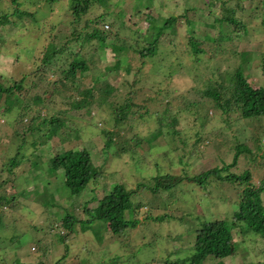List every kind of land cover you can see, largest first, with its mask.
<instances>
[{"label": "rangeland", "instance_id": "rangeland-1", "mask_svg": "<svg viewBox=\"0 0 264 264\" xmlns=\"http://www.w3.org/2000/svg\"><path fill=\"white\" fill-rule=\"evenodd\" d=\"M68 1L61 0L52 7L45 0H36L33 6L34 9L40 8L44 22L55 23L58 20H66L58 27L66 33L60 43L68 41V37L73 32L72 26H76L71 24L73 17L70 14L67 17L65 13L69 10ZM225 1L228 5L230 3L235 5L238 0ZM243 2L251 12L244 16V22L248 23L253 14L258 13L257 16L263 14L264 1L254 0V7L252 0ZM7 4L11 5V0L5 1V5ZM154 4L157 11L165 17L172 14L179 16L187 7L195 6L198 8L190 10L191 16H195L198 23L210 21L208 18L210 8L202 1L154 0ZM122 6L124 9L122 13L125 12V17L122 19L125 23L118 22L120 36L130 37L133 43L136 42L137 37H140L141 43L142 32H135L129 27V22L126 23V18L130 17L133 7L131 2L126 1ZM2 8L3 4L0 3V12ZM101 11H103L102 8ZM30 21V19L28 22L24 20L25 25L21 28L14 25L0 26V82L14 85L26 74L28 76L21 90V97L24 99L16 95L17 107L13 111H6L9 106L6 102V93L0 100V195L12 199L5 207L0 206L2 217L0 218V264H56L61 257L60 263L63 264H116V261L113 262L114 258L119 260L117 264H190L191 259L188 260V258L195 252L194 239L198 234L197 230H200V224L215 219H228L231 223L229 212L231 208L232 212L237 210V202L231 205L230 200L235 197L236 189L226 181H221L213 175L207 184H205L206 181L200 184L185 176L194 177L215 167L231 165L230 171L243 172L250 169L252 179L260 184L264 176V126H260L259 121H249L235 115L226 116L221 111L212 109V102H207L206 104L212 107L209 109V115L198 116L188 110H182L178 114L177 130L181 133L180 137L186 141L185 145L178 139L172 140L168 130H173L163 125L162 128L170 144L159 146L160 144L154 143L155 147L147 148L139 145L140 137L148 140L149 133L161 127L159 117L155 115L142 117L137 112L138 128L135 126L137 133L133 136L129 135L126 139V136L120 139L115 137L111 151L108 152L101 150L104 134L100 122L97 121L100 117L96 116L89 120L87 116L107 115V127L112 128L116 120L115 115L111 113V110L114 111L113 108L102 101V105L96 103L97 106L90 107L91 113H88L87 109L77 112L68 103L67 105L63 103L64 100L69 99L68 96H78L79 91L91 87L94 77L102 74L96 85L100 87L108 83L114 86L115 92L111 94V99L115 103L122 104L126 98L133 95L132 99L137 104H146L152 109L158 108L159 103L154 96L156 91L170 89L179 94L178 92L181 91L186 93L193 86H201L200 82L194 78L198 72L202 73L205 70L209 56L213 57L210 65L218 61L221 69H233L239 60L231 57L229 52L231 46L226 54L214 55L211 54L212 50H209L212 43L204 42L207 52L201 53L198 57L205 62L197 64L196 57L183 53L188 47L189 37L186 23L179 20L176 25L177 32L172 35L176 39L175 44H161L159 47L161 55L147 59V68H145L149 69L148 73L136 74V67L140 64V60L136 54L132 53V50L129 53L114 50L109 56H100L96 47L97 40H92L84 50L98 53L93 58L94 62L91 59V69L75 79L81 85L67 82L63 86L61 81L59 82L60 78L53 74L49 67L39 68L31 63L33 58L30 60L27 53L23 50L18 52L20 47H28L34 51L35 48L48 42V38H51L54 32L48 36L49 31H47L46 36L39 42L37 24ZM260 22L263 24L264 19L260 18ZM262 24H258L256 28L258 30L250 31L246 39L235 42L238 50L249 49L254 52L255 57H264V26ZM81 25L84 31L89 30L83 23ZM106 25L105 28H107ZM209 32L215 36L218 34L214 30ZM181 62L183 66L180 67ZM118 63L119 67L115 68ZM153 64L156 69L153 68ZM259 64L258 58L253 60L250 66L245 63L248 80L255 87L264 85V76ZM129 66L132 67L131 72L126 71ZM169 75L171 76L168 77ZM37 95L42 98L41 103H34V97ZM95 99L94 102H96ZM26 101L32 103L33 107L20 122L18 114ZM63 105L67 109H72L70 112L72 115H85L84 128L70 135L63 128L59 136L49 139L50 147L47 143H39L42 148H39V145L38 148L33 146L32 141L35 138L31 136L32 134L27 135V145L26 143L24 147L20 145L22 139L15 136V131L26 127L32 116H37L35 123H38L42 121L38 115L49 117L57 115L60 113L59 110L64 108ZM62 116L66 117L63 114ZM70 121L74 129L79 127V124L78 127L74 124L77 120L70 119ZM124 121H122L123 129L126 125ZM261 122L264 123V119ZM120 132L124 133V130ZM256 133L262 137V148H258L254 140ZM74 140H76L75 145L79 144L94 150L97 153L94 156V162L98 166L103 165L106 171L105 175L92 182L78 195L72 194L66 187L63 182V170H53L50 164V153L55 155L74 146ZM116 144H125V150L117 154L120 147L117 149ZM238 144L247 145L252 149V153L243 152L238 161L233 164ZM10 148H14L13 155L17 159L18 157L21 159L24 154L27 157L14 170L15 173L2 164L6 153L10 158L12 154ZM22 148L25 150L22 151ZM35 148H37L36 160L31 169L29 161L33 159ZM17 151H20L19 155ZM167 173L181 175L184 179L169 191L157 192L146 188L149 186L152 189L154 186L155 182L151 180L153 176ZM227 173V170L222 171V175ZM106 182L111 188L115 183L122 186L127 183V188L138 190L139 193L134 200L144 202L134 216L139 218V223L137 226H129L122 236H108L100 242L92 229L84 231L77 221L74 231L66 234V242L69 243L70 249L68 257L63 259L65 247L60 238L61 228L58 222L61 223L62 217L70 211H73L77 219L83 218L84 201L91 199L92 190L98 189L101 192L100 195H103L102 187ZM16 183L20 187L19 192ZM169 214H173L175 218L170 219ZM107 228L106 225L103 229ZM233 235L235 252L234 255L225 259L228 264H261L264 261V236L255 235V232L245 233L241 225L233 226Z\"/></svg>", "mask_w": 264, "mask_h": 264}, {"label": "trees", "instance_id": "trees-1", "mask_svg": "<svg viewBox=\"0 0 264 264\" xmlns=\"http://www.w3.org/2000/svg\"><path fill=\"white\" fill-rule=\"evenodd\" d=\"M5 1L0 0L3 4L2 12H0V26L14 25L21 28L25 25L24 20L28 22V19L33 21V24H37V30L39 34V42L46 36L53 32L51 38H48V42L41 45V47L35 48L34 51L28 47H20L19 50L28 54L32 64L37 65L39 68L47 69L49 67L53 74H56L61 81L62 85L65 86L67 82H73V84H80L75 79L79 76H83L91 69V59L96 57V52L85 51L86 45L92 40H97V51L100 56H109L113 54V51L119 50L122 52L129 53L132 50L137 58L140 60V64L136 67V74H147L146 70L147 59L161 55L160 45L161 44H175V38L172 37L177 30L176 25L178 21L186 23L187 33L189 37V44L185 52L195 58L197 64H202L205 61L198 57L201 53L207 52L204 47V42H210L209 50H212L211 54H226L229 50L231 57L239 60L238 64L233 69H221L218 65V61H214L210 65V61L213 57H208L207 65L205 70L195 75L196 81L200 82L201 86H193L191 90L186 93L178 92L175 90L166 89L164 91H156V102L159 103V107L152 109L148 105L137 104L133 101V95L126 98L122 104H117L111 99V94L115 92V87L109 85L98 87L96 85L100 76L94 77V82L91 87H87L84 90L79 91L78 96H68L67 100H64V105L72 106V109L79 112L83 110L91 113V108L94 106L102 105V101H105L113 108L111 113L115 115L116 120L112 128H108L107 115H89V120L100 117L97 121L100 122L101 129L103 130V145L101 146L102 151H111L114 138L119 139L126 136L125 139L130 135L133 136L137 132L135 126L138 128L136 121V113L142 117L146 115H155L159 117V123L161 127H157L152 133H149L148 140L145 137H140L139 145L146 146L147 148L155 147L154 143L160 144L159 146L169 145L170 142L167 140L166 132L162 126H168L173 131L168 130L171 134L172 140H177L183 145L186 141L180 137L181 133L177 130V124L179 122L178 114L182 111H191L199 115H209V109L207 102H212L213 108L222 112L226 116L235 115L237 117L244 118L245 120L259 121L260 126H264L261 121L264 119V85L255 87L249 77L246 74L245 63L250 66L251 62L256 58L259 59L260 70L264 76V57H255L253 51L249 49L238 50L235 46V42L238 40L246 39L247 34L255 30L262 22L260 18L264 19V11L261 16L253 14V17L248 20V23L244 22V16L251 14L250 10L244 5V0H238L235 5L230 3L229 5L225 0H198L207 3L209 6L208 18L210 21L204 23H198L199 21L195 16H191L190 10H196L198 7L186 8L179 16L171 15L165 17L157 11V7L154 4V0H69L68 1V14L73 19L71 24H76L73 27V32L68 37V41L60 43L61 39L66 35L63 29H58L62 23L66 20H58L55 23L44 22L43 15L41 14L40 8L34 9L33 6L36 0H11V5H5ZM26 1H29L28 3ZM49 5L58 4L61 0H45ZM131 2L132 10L130 17L126 18L129 22V27L135 32H142V42L140 43L139 38H136V42L133 43L130 37H121L118 29V22L125 23L122 19L125 17V12L122 13L124 2ZM264 1V0H261ZM219 2V4H218ZM253 7L255 6L254 0H252ZM101 8L103 11H101ZM98 9V10H97ZM42 15L40 20L39 15ZM66 15V14H65ZM258 18H255V16ZM30 21V22H31ZM89 30L84 31L82 25ZM107 24V25H106ZM259 24V25H258ZM105 25L107 28H105ZM264 26V22L262 24ZM50 27V29L48 28ZM49 29V30H47ZM199 29V30H198ZM217 31L218 34L213 35L209 31ZM258 30V29H256ZM65 34V35H64ZM38 42V43H39ZM20 43V41H18ZM80 47L81 49H77ZM224 48V49H223ZM27 50V51H26ZM19 55V53H18ZM31 55V56H30ZM115 56V55H114ZM261 58V60H260ZM69 62V65H67ZM185 65V64H184ZM183 63H180V67ZM212 66V67H211ZM119 67V63L115 68ZM146 67V68H145ZM153 68L154 64H153ZM152 68V69H153ZM194 68V67H192ZM191 68V69H192ZM156 69V68H155ZM127 72L132 71V67L126 68ZM61 74V75H60ZM169 75L168 77H170ZM27 74L21 79L15 82L14 85L5 84L0 82V100L3 94L6 93V102L9 106L6 108L7 112L13 111L17 105L16 95L21 99V90L24 88L25 79ZM167 77V78H168ZM159 83V81H158ZM81 85V84H80ZM20 90V92H18ZM116 97V96H114ZM96 98V99H95ZM24 99V98H22ZM94 99L96 102H94ZM42 98L37 95L34 97V103H41ZM63 101V100H62ZM97 103V104H96ZM63 105V106H64ZM32 103H26L22 105L21 111L19 112V121L22 122L24 115H26L31 108ZM64 106L63 109L59 110L57 115L45 116L38 115L42 118V121L35 123L37 116H32L30 123L20 130L15 131L16 137L22 139L20 145L24 147L27 145V135L32 134L35 138L32 145L35 147L42 148L39 143H47L50 147L49 139L54 136H59L60 131L64 128V131L68 135L74 131H80L84 128L85 115H72L70 112L72 109H67ZM137 108L136 110L134 108ZM66 115V117L62 116ZM132 116V117H131ZM71 120L76 121L77 127L71 125ZM104 122H103V121ZM125 120V121H124ZM122 121L125 122L123 129ZM79 122V123H78ZM96 125V122H95ZM124 130V133L120 131ZM101 131V130H100ZM263 135V134H262ZM198 137H202L198 135ZM200 139V138H199ZM255 142L258 148H262V137L259 133L255 134ZM78 142V141H77ZM74 146L62 150L61 152L52 154L50 150V164L53 170H63L64 183L69 191L74 194H80L85 188H88L92 182L97 181L103 175L105 170L103 165L98 166L94 162V156L97 154L94 150L87 149L82 145H75L76 140L73 141ZM145 144V145H144ZM13 145V144H12ZM11 145V146H12ZM39 145V146H38ZM120 147L124 151L126 146L116 144V148ZM178 147V146H176ZM35 148L33 159L29 161L31 169H33L36 160L37 151ZM14 148H10L12 154L10 158L6 153L3 157L2 164L15 173L18 165L23 163L27 157L24 156L17 159L13 155ZM25 150V149H24ZM22 148V151H24ZM45 151L44 149H42ZM243 152L252 153V149L247 147L245 144H238L237 151L234 157L235 164L240 154ZM18 155L20 151H17ZM116 153V152H115ZM167 154V153H165ZM164 154V155H165ZM12 155V157H11ZM22 160V161H20ZM5 163V164H4ZM230 166H223L221 168L215 167L201 173L200 175L185 176L190 180H196V183L204 182L208 183L209 179L214 175L221 181H226L231 184V187L236 189L235 197L232 198L231 205L237 202V210L232 212V208L229 212L231 223L224 219H215L211 221H204L200 224L198 234L194 239V254L188 258L191 259L190 264H228L225 259L234 255V243H233V226L241 225L242 231L245 233L255 232V235L264 236V176L260 184H257L252 179V173L250 169L244 170L243 172L230 171ZM15 168V169H14ZM227 170L226 175H222V171ZM184 179L181 175H175L172 173L159 174L153 176L154 186L152 189L147 186L146 188L151 191H169L176 187ZM125 183V182H124ZM201 184V183H200ZM106 182L103 185L104 194L100 195V191L97 189L92 190L93 194L89 201H84L85 208H83L84 217L77 219L73 211H70L67 215L61 219V224L58 226L64 233H60L61 241L64 244L65 251L63 253V259L69 255V243L66 242V234L74 231L75 222H79L81 228L86 231L92 229L95 233L96 239L100 242L108 236H122L123 232L129 226H137L139 218L134 217L138 213L140 207L144 204L142 201H135L138 190L136 188H127V183L122 186L119 183L111 188ZM18 192L20 187L16 183ZM111 188V189H110ZM160 191V192H161ZM12 199L7 196L0 195V206L10 204ZM170 219H174L173 214H169ZM0 218L1 215H0ZM166 218V217H162ZM107 229H103L105 226ZM62 257L56 261V264H63L60 261ZM116 264L119 262L117 258L113 259ZM209 262V263H208ZM16 264V263H15ZM25 264V263H19ZM46 264V263H41ZM70 264V263H67ZM261 264H264L262 261Z\"/></svg>", "mask_w": 264, "mask_h": 264}, {"label": "clouds", "instance_id": "clouds-1", "mask_svg": "<svg viewBox=\"0 0 264 264\" xmlns=\"http://www.w3.org/2000/svg\"><path fill=\"white\" fill-rule=\"evenodd\" d=\"M59 224H61V223L58 222V225H59ZM64 231H65V230H62L61 233H64Z\"/></svg>", "mask_w": 264, "mask_h": 264}]
</instances>
